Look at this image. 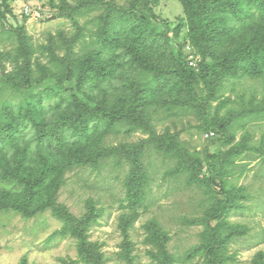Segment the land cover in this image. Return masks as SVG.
I'll list each match as a JSON object with an SVG mask.
<instances>
[{
	"label": "rangeland",
	"instance_id": "rangeland-1",
	"mask_svg": "<svg viewBox=\"0 0 264 264\" xmlns=\"http://www.w3.org/2000/svg\"><path fill=\"white\" fill-rule=\"evenodd\" d=\"M64 1L65 4L62 0H0L4 12L0 32L7 34L0 37V107L6 102L17 105L24 100L23 92L14 91L5 83V76H14V68L29 65L38 70L52 66L54 56L59 58L71 52L75 58L95 52L102 47L98 31L106 16L114 18L118 11L133 6L144 10L146 2ZM25 6L32 11L29 15L24 13ZM152 13L150 20L156 29L171 38L177 34L173 41L182 45L187 60L192 56L195 63L199 62L200 57L187 39L188 26L181 2L158 0L152 5ZM14 28L20 31L22 39L9 38L8 32ZM171 48L175 51L174 44ZM134 76L136 72L128 67L119 72L118 93L126 92ZM108 92L115 91L108 88ZM196 92L201 100H188L180 107H174L172 96L162 94L161 105L150 106L147 118L156 134L177 139L188 152L189 163H199L205 174L210 171L209 185L203 186L199 181L203 173L198 182L189 183L188 177H195L194 173L187 176L171 172L176 161L149 146L144 156L149 176L146 200L134 213L128 207L124 187L127 163L117 166L109 159L98 170L74 167L65 172L64 183L55 194L56 202L77 218L93 205L96 218L87 237L96 244L107 264H124L116 258L117 253L124 251V243L129 246V255L135 257L134 264H155L147 255L150 248L145 244L150 221L163 228L166 248L175 264H203L205 251L194 250L201 244L205 226L189 221L206 218L210 210L221 208L228 191L233 192L223 217L237 226L239 233L224 247V264H256L257 254L264 252V76L228 77L217 86L214 99L206 103L207 91L202 82ZM211 125L218 130L213 135H209ZM147 138V132L125 126L108 133L104 144L135 145ZM224 159L230 162L224 163ZM19 190L0 180V193ZM62 227V221L51 209L30 218L12 210L0 211V264H85L74 239L59 233ZM223 233L228 234L227 229Z\"/></svg>",
	"mask_w": 264,
	"mask_h": 264
},
{
	"label": "trees",
	"instance_id": "trees-1",
	"mask_svg": "<svg viewBox=\"0 0 264 264\" xmlns=\"http://www.w3.org/2000/svg\"><path fill=\"white\" fill-rule=\"evenodd\" d=\"M179 1L187 21L188 42L200 57L195 65L189 64L182 45L173 41L177 34L168 37L150 20V16L154 17L152 5L158 0H146L144 10L133 6L118 11L114 18H104L98 31L102 46L99 50L75 58L71 52L54 56L52 66L36 70L26 65L14 68V76H5V83L12 90L23 92L24 100L17 105L6 102L0 107V180L20 189L0 193V211L12 210L30 218L51 209L63 223L59 233L74 239L85 264L107 263L87 237L96 218L93 205L89 204L88 211L77 218L56 202L55 194L64 183L65 172L74 167L98 170L109 159L117 166L127 163L124 187L128 207L135 213L146 200L149 186L144 163L147 147L154 146L164 157L176 161L171 172L187 176L194 173L195 177H188L189 183L198 182L199 174L204 172L199 163H189L188 152L175 137L155 133L147 118L149 107L161 105L164 93L173 97L174 107L183 106L188 100L199 101L202 96L197 97L196 87L200 82L207 91L206 103L214 99L217 86L228 77L264 76V0ZM4 6L8 9L6 2ZM3 13L0 9V17H4ZM11 30L9 38H23L16 28ZM5 32H0V37L7 35ZM126 67L136 76L126 92L118 93L117 77ZM36 87L39 90L35 91ZM108 88L115 92L109 94ZM125 126L147 132L148 138L135 145L104 144L108 133ZM209 129L218 131L215 125ZM208 174L210 171L199 180L203 186L211 182ZM232 192H226L227 196ZM228 197L221 208L210 210L206 218L189 221L205 226L201 244L194 250L205 251L203 264H224V247L239 233L237 226L223 217L229 207ZM146 227L145 244L149 245L147 255L151 261L175 264L166 248L163 228L155 221ZM224 229L228 234L223 233ZM129 253V246L124 243V251L117 253L116 258L121 263L134 264L135 257ZM256 264H264L263 251L257 254Z\"/></svg>",
	"mask_w": 264,
	"mask_h": 264
},
{
	"label": "built area",
	"instance_id": "built-area-1",
	"mask_svg": "<svg viewBox=\"0 0 264 264\" xmlns=\"http://www.w3.org/2000/svg\"><path fill=\"white\" fill-rule=\"evenodd\" d=\"M32 11H31V9L30 8H28V7H24V13L26 14V15H29V13H31ZM189 64L190 65H195V61H193V57L192 56H190L189 58ZM214 133L213 132H210L209 133V135H213ZM207 136H208V134H207Z\"/></svg>",
	"mask_w": 264,
	"mask_h": 264
}]
</instances>
